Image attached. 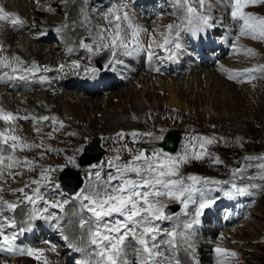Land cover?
<instances>
[{"label":"rangeland","instance_id":"obj_1","mask_svg":"<svg viewBox=\"0 0 264 264\" xmlns=\"http://www.w3.org/2000/svg\"><path fill=\"white\" fill-rule=\"evenodd\" d=\"M0 2H7V0H0ZM123 2L127 4V11L134 17V22L136 24L141 26L142 24L139 22H148L147 24L144 23L145 27L143 25L142 27L146 28L148 33L154 35L157 42L162 43L163 38L161 35H159V33H163L166 30L167 25L178 22L177 17L172 14V0H123ZM27 3H32V5L35 6L38 4V0H10V4H13V6L17 8L19 6V9ZM53 3L54 8L47 6V11H49V7L54 9V11H49V13L36 11L35 15L30 17L33 13V8H31L29 12L31 15H28L27 18L29 20L32 19L35 22L38 21L37 23H40V25H46L47 20H51L53 23H55V27H49L50 30L45 28L41 30L42 25H34L31 27L28 26L29 28L26 27L28 30L24 31L23 33H25L27 36V46L33 44L35 40H33V35L30 34L31 30L33 32L37 31L41 34L43 39H38V41L36 40V45L38 43L39 45L48 47L52 46L53 48L55 46V52L56 54H59L57 56H63L65 53L67 54L68 51L65 50L64 52L61 49V46L69 48L72 47L73 44L69 39L61 40V38H59L58 32L56 31L58 28L64 26V22L61 20V18L64 17L65 19L67 17V4L64 3V0H54ZM120 3L121 0H89V8L96 9V12L93 13V16L96 19L92 20V26L95 23L100 26H106V21L102 19L103 14L106 13L107 10L113 5H119ZM38 7H40L39 4ZM244 11L257 17H264V4L250 5L245 8ZM11 13L18 15L23 21V25H25L24 23L26 20L22 19L18 12ZM211 14L216 18L217 21V26L210 30L212 33V38L209 37L211 44L204 45L205 41L203 38H201L200 34H198L196 37H193L190 34H184L183 43L185 45L186 51L182 55L183 63L180 64L181 68L178 67L177 70L173 68L166 69L161 67L160 70L164 71L157 72L156 69H158L157 67L159 65L154 67L156 66L153 65L154 59L156 63L159 60H163L164 62L168 56V53L158 48L156 43L151 41L149 35H142L141 40L143 41L145 47H147L149 43H152V47L155 50L154 56L157 57H152V59L149 60L147 58L146 52H141L138 54V56L143 58L144 63L147 62L146 64L153 65L152 67L155 71L153 72L151 69L150 71L146 70V72L141 71L138 72L136 76L131 77L129 76L128 71H123L121 75L123 78L119 75L117 76L118 78H113L117 80L118 85H116L117 87L115 86L114 88H110L108 82L105 83V81H102L101 87L96 88V86L91 85L93 86L92 88L94 91L92 90L91 86L90 88L85 86L86 88L82 89L81 86L85 85L87 79L81 78L83 75L87 74L86 72L73 68L68 71L60 72L58 71L59 65L66 63L67 60H58L56 62L57 64H55L54 58L47 55H45V57L43 56L41 60H31L22 66V68H31L33 64H36L41 68V70L36 73L37 75L45 72L47 75L55 74L56 77L61 76L62 78H65V80L69 77V74L78 73L75 76L76 79H80V81L83 80L80 85H78L79 87L70 86L67 87V91L64 92L62 90L63 86L57 87L56 84H54V87L50 88L53 85L51 83H57L58 78H56V80L55 77H52L44 81L42 75L36 76L34 78L32 77L31 73L25 75L26 71H24L22 74L28 78L26 80H20L15 78L16 76H19V74H13L11 72V68H15L14 66L11 64L10 68H4L0 66V76L7 73V76L13 77L14 79H12L18 83L17 87L20 89L18 93H22V91L25 93H43L49 91L50 89L51 94H55V91H57L60 96H57L53 103L47 105L48 107L45 109V114L49 117H56L58 120L63 121L65 125L63 128H59L58 124L53 126L51 121L40 125V134H35L31 139L33 142L28 143L40 144L41 141H43L44 148L24 151L18 150L16 152L17 156L27 157L28 159L35 160L37 165L35 171L25 172L24 175L18 177L17 179L0 185L4 189L2 193L0 192V196H3L4 199L10 202H16L19 197L18 195L12 194V190L10 189L12 184L24 187V185L30 180L40 179L39 173L43 168L48 166L56 168L64 165L66 163L67 157L75 155L76 149L82 143H85V138H87L89 143L93 137H101V146L105 149V153L100 160H106L118 154L121 156L122 160L127 161L131 159V155L126 150H124L123 146L127 145L129 148L137 150L143 148L142 145L148 138L144 136H138L137 140L139 142L133 143L132 138V142L128 143L127 141L131 139L129 135H125L126 137L124 136L125 138L123 140L117 136V134L121 132L130 134L132 132L144 133L151 131L153 133L159 134V130L161 128L165 129L166 131L168 129H175L177 131L178 137L181 136V141L177 150L172 154L181 153L184 150L185 143L188 142L191 136L215 137L219 142L207 146V152L213 157L219 156L223 163L214 164L212 159L206 157L203 161H192L181 166L180 168V176L184 178H187L189 175H193L207 177L212 180L229 182L228 184L210 186L213 191L220 193L219 197H216L214 193L212 195L210 192L207 193V196L214 198L216 202L211 208H209L212 210L206 209L202 215V218H204L205 221L200 218L199 225L201 227L196 228L195 242H197L196 238L198 237L204 242L205 245L209 246V251L205 260L201 259V254L197 255V257L200 261V264H264V181L258 179L260 170L255 167L256 164L264 161H248L245 159V157L248 156H264V71L258 70L261 66H264V39H253L250 35H240L242 21H234L230 15V8L219 4L217 0H212ZM218 20H220V22H218ZM7 22L9 21H6L5 24ZM189 36L192 39H188ZM222 42H225V44ZM18 45L19 44L16 43L13 46L15 47ZM20 45H22V43H20ZM0 46H2L1 38ZM32 46H34V44ZM7 47L10 48V45ZM249 49L251 50V53H249ZM240 50H243V52H239ZM1 53L2 52H0V59L3 58ZM82 53L83 54H81L80 51H76L73 53L74 55H69L67 58L79 61L76 63H78L80 66L86 67L85 71L93 67L99 68V66L96 64L97 56H91L84 48H82ZM213 54L214 56H212ZM229 57L230 61L225 63L224 61L229 59ZM207 61L210 62V64ZM58 63L60 64L58 65ZM127 63H129V65L133 68L138 65V63L133 60ZM73 64H71V66ZM193 64H196L197 67L193 68ZM190 65L191 69L188 68ZM45 68L52 69V71H44ZM210 70L215 72L217 70L222 71L223 74H221L222 76L226 77V80H219L218 82L210 81L208 84L202 83L198 86L192 83V77H195L199 73L201 74V72H212ZM147 72L148 75L146 74ZM98 74L103 75L107 79L112 78V74H110L108 71H102ZM229 76H234L236 78L229 79ZM71 79H73V77ZM146 79H150V81L147 83L146 92L144 93L143 98L140 93H137L134 95L130 103L136 106L152 105L155 108V111L145 114L141 119L138 116H134L132 119L125 121H122L121 119V122H118L115 125H105L104 121L106 116L110 117L106 114H109L111 108H114L113 111L116 110L121 112L122 110H126L130 107V103L121 100L118 98V96L123 94L126 89L133 88L134 86H138V88L142 90L144 87L143 82L146 81ZM24 83L27 84L25 85ZM161 83L163 84V87H161ZM31 84L34 86H31ZM170 84H172V90L175 92L174 95H176V98L179 102L178 106H175L169 102L170 92L168 91V87ZM221 85L222 87H220ZM35 86H38V88H33ZM26 88L29 89L27 90ZM96 89L98 91H95ZM102 89H104V91ZM88 90L89 92L96 94L89 95ZM110 91L112 92L109 93ZM67 92L74 94L77 93V97H80L79 95L81 94L82 96H85L84 99L89 97V99H87L89 102H91V98H93V101H109L111 104L109 105L108 109L102 107L100 109V106H96L97 109L96 107H91L86 110L79 109L78 112L71 108V105L66 104V100L69 98ZM80 100L81 99L78 98L77 101L79 102ZM0 108L5 109L6 111H11L10 108H8L6 105H3L2 103H0ZM59 109L64 111L65 116H63L62 113L58 111ZM205 111H207V113H204ZM95 118V125L91 128H87L86 125L89 120ZM23 121L26 120L22 119V122ZM72 125L73 127H81L75 129L72 127ZM0 127H3V130L5 128L14 129L12 134L15 135L21 133L26 135V132H36L34 131L33 122H23L20 125V123H18L16 120L12 125H6L3 121H1ZM35 127H37V125H35ZM53 127L59 128V130L53 132ZM43 131L47 133H44ZM48 133H52L54 138L50 139L47 135ZM69 133H75V135H69ZM48 147H51L54 149V151H45L44 158L40 159L41 152ZM117 149L120 151L117 152ZM199 150L198 144L195 149H189L190 152ZM249 164H251L252 167H246ZM237 168H246L242 174V177L233 176V171ZM80 171L84 178V183L82 185L83 187L88 181L85 178L84 171ZM60 173V171L51 173L54 181L57 183H60ZM235 177L237 178L236 180H234ZM249 177L256 178L250 180L248 179ZM188 183L191 182L188 181ZM232 183H236L241 187L249 184H255L257 187H249L247 195L226 198L225 192L231 189ZM62 190H64L63 187ZM54 191V189L48 190L45 198L53 200L54 202ZM197 195L198 194H196V196ZM160 199L168 204L174 203L167 201V198L165 197H161ZM180 207L182 206L180 205ZM195 207L196 205H190L189 215H181L179 220H176L174 217L173 220L159 222L161 228L170 230L177 222H181V226L183 222L191 219ZM72 208L78 209V203L70 201V203L65 206V211L63 213L73 210ZM19 210L20 209L17 211ZM54 211L57 215L61 213L58 209H49V212ZM178 212H180V210ZM63 213L60 214L59 222L63 220ZM5 215L13 217L16 215V213H7ZM82 215L86 217L88 214L84 213ZM14 218L17 219L18 217L14 216ZM24 220L25 218H23V221ZM35 222L37 221L32 222L33 227L35 225L33 223ZM63 225L64 224H62V226ZM21 226L27 227L28 224H20L16 229L6 230L9 234L13 231L18 233V230ZM206 229H211L212 231H208ZM26 233L19 235V238L16 241L19 244V247L27 248L37 246L38 248V246L45 245V243H42L36 237V234H39L40 232L36 231L34 233V238L25 236ZM57 233L58 235L61 234V232ZM46 234L47 233H44L42 236L47 238ZM50 236L48 237L49 241H52V243L58 245V258H64L63 264H76V261L87 258L95 259L94 256H88L82 252H78V256L80 257L77 258L75 255L69 253L72 249L66 247L65 241H60L62 238H59L58 244V238L55 237L56 235H54L52 238ZM161 239H166V237L162 234ZM45 240L46 239H43L42 241ZM84 243H86V241H83V244ZM133 244L136 246L135 242H133ZM78 246L82 247V244L78 243ZM89 246L90 245H88V247ZM218 246L227 249L229 252H235L236 255L218 258L217 254L214 252V249ZM93 247L94 246H90L88 250L91 251ZM160 252L165 257L169 255L166 245H161ZM181 252L182 251H180L178 255ZM198 252L199 251H197V253ZM72 253L75 254L77 252L72 250ZM0 256L7 259L14 258L17 259V261H24L25 258H29L27 255H9L7 253H0ZM179 256L183 261V264L191 263L189 259L187 260L186 258H183L182 255ZM43 260L44 258L42 257L40 260L34 259L33 261H30L31 263L27 262V264H43ZM131 260H136L135 254L132 255ZM165 262L168 264L167 260Z\"/></svg>","mask_w":264,"mask_h":264},{"label":"snow or ice","instance_id":"obj_2","mask_svg":"<svg viewBox=\"0 0 264 264\" xmlns=\"http://www.w3.org/2000/svg\"><path fill=\"white\" fill-rule=\"evenodd\" d=\"M217 2L230 8V15L234 21H242L240 35H250L253 39H264V17H257L244 11L250 5L264 4V0H217ZM64 3H75V0H64ZM88 3L89 0H81L78 18L56 31L74 30L81 26L88 30L93 42L88 44L82 40L81 47L86 49L91 56L103 57L105 60L99 68L93 67L86 70L92 75L102 71H116L117 66L124 65L121 57H132L146 52L147 58L151 60L155 55V50L152 43L145 47L141 40L144 34L149 35L158 48L168 53L167 58L173 60L186 51L183 43L184 34L196 37L198 34L209 33L217 26L216 18L211 14L212 0H172V14L177 17L178 22L167 25L166 30L159 33L163 38L160 43L156 41L154 35L148 33L146 28L134 22V17L127 11V4L123 0L103 14L102 19L106 21V26L89 27L92 25V18L88 12ZM48 10L54 11L51 7ZM0 21H10L13 26L23 25L18 15L7 12L2 6H0ZM248 51L251 53L250 49ZM14 59L22 63L19 57ZM0 66L11 67L6 59H0ZM80 67L78 63L72 65L73 69ZM64 68L65 65L61 64L58 71L63 72ZM156 70L159 71V69ZM258 70L264 71V66ZM17 71V68H11L13 74ZM25 71L35 74L40 69L33 64ZM44 71H52V69L45 68ZM7 75L6 73L5 76ZM15 78L26 80L28 77L21 74ZM235 78L229 76V79ZM20 119L31 120L37 134H40L41 128L35 125H43L45 122L51 121L53 126L58 124L59 128L65 126L63 121L56 117L19 116L0 108V121L6 125H12ZM59 128L53 127V132L58 131ZM165 131L161 128L159 134L151 131L130 133L133 143L139 142L138 136H144L148 138L145 143L150 147L133 150L124 145V150L131 155V159L127 161L122 160L118 154L106 160H95L89 155L91 149L85 138V143L76 149L75 155L67 157L64 165L56 168L45 167L39 173L40 179L30 180L24 187L13 189L12 194L19 197L16 202H10L0 196V253L27 255L37 260L43 257V264H49L44 256V249L24 248L16 244L19 235L33 230L32 221L45 220L56 221V228L61 231V238L65 241L66 247L95 257V259L78 260L76 264H161L162 259L167 260L168 264H183L178 255L180 251L187 255L191 264H200L196 252L195 226L200 224V217L205 210L211 208L216 202L214 198L207 196L211 190L210 186L229 182L193 175L184 178L180 176V168L192 161H203L206 157L212 159L214 164L223 163L219 156L213 157L207 152V146L219 141L215 137L191 136L181 153L172 154L162 147L154 146L156 142L166 140ZM13 132L12 128L0 131V185L17 179L25 172L35 171L36 161L17 156L18 150L44 148L43 141L40 144L28 143L20 136L12 134ZM47 135L50 139L54 138L52 133ZM69 135H75V133H69ZM117 136L123 140L125 133H118ZM197 144L200 150L190 152L189 149H195ZM45 151L51 152L54 149L51 147L44 149L40 154V159L44 158ZM245 159L264 161V156H248ZM246 167H252V165L249 164ZM255 167L260 170L258 179L264 181V162L256 164ZM66 168L84 171L88 181L72 195L62 190L61 184L55 182L51 175L57 171L63 172ZM245 170L246 168H237L233 171V176L242 177ZM255 178L249 177L248 179ZM249 187L256 188L257 185L249 184L241 187L232 183L231 189L226 191L225 195L229 198L244 196L248 194ZM50 189L55 190L53 192L54 202L45 198ZM3 191V187H0V192ZM196 194H199V200L194 198ZM161 197L181 205L180 212L169 213L168 203L163 202ZM70 201L78 203L76 214L81 216L79 220L81 232L78 239L86 240L88 245L94 246L91 251L74 244L67 235H63L59 217L55 212H49V209H58L63 213ZM190 205H196V207L191 219L183 222L182 228L179 224H174L170 230L161 228L159 222L173 220L174 217L179 220L181 215L188 216ZM18 209L27 215L28 226H21L18 233L13 231L9 234L6 229H16L17 220L14 216L5 215V212L15 214ZM82 213H87V217ZM162 234L166 239H161ZM42 243L50 245L49 251H57V244L48 240ZM161 245L167 246L168 256L165 257L160 252ZM214 252L218 258L236 255L235 252H229L219 246L214 249ZM130 253H135V261L129 259Z\"/></svg>","mask_w":264,"mask_h":264},{"label":"bare ground","instance_id":"obj_3","mask_svg":"<svg viewBox=\"0 0 264 264\" xmlns=\"http://www.w3.org/2000/svg\"><path fill=\"white\" fill-rule=\"evenodd\" d=\"M18 1H23V0H18ZM53 2H54V0H38V4L40 5V7H38V4L35 5V6H33L32 3H27L25 5L20 4V5H23L22 7H20V9H19V6L17 8V7H14L13 4L11 5L10 4V0H7V2H0L1 6L4 7V9L7 12H9V13H11V12H18L19 15L22 17V19L26 20V22L24 23L25 25H22V26L21 25L13 26L10 21L7 22L8 24L7 23L5 24L6 21H0V30H1L0 31V38H1V45H2V50L0 52H2L1 53V55L3 57L2 59H6V61L9 64H11L15 68H17L18 71L16 73L19 74V75H21L25 71V69H23L22 66H24L26 63L30 62L33 59L41 60V58L43 56L45 57V55L50 56V57H53L54 60H55V64H57L56 62L58 60H64V59H66L67 62L64 63L63 65H65L64 71H68V70H70L72 68L71 64L76 63V62H79V61H75V60H72L71 58L69 59L67 57L69 55H71V56L74 55L73 53L76 52V51H80V53L83 54L82 53V48L83 47H81V41L82 40H83L84 43H88V44H91L92 41H93V38L90 37L89 34H88V30L86 28H84L83 26H81V27L75 28L74 30L73 29H64V31L58 32L59 38H61V40L69 39L73 43L72 44V47H69V48L64 47V46H61V49L64 52H65V50L68 51V53L67 54L65 53V55H63V56H57L59 54H56V52H55L56 50L54 49L55 46L53 48L52 46L48 47V46H44V45H39L38 43L36 45V42H35L36 40L38 41V39H43L42 36H41V34L39 32H37V31L36 32H33L31 30V33H30V34L33 35V40L35 39L34 42H33L34 46H32L33 44L27 46V44H26V43H28L27 42L28 40L26 41L27 36L23 32L26 31V30H28V28H29L28 26L31 27V26H34V25H36V26L37 25H39V26L42 25V24L40 25V23H37L38 21L35 22L32 19H31L32 20L31 21V20H29L27 18L28 15L29 16L31 15V14H29L30 9L33 8V13H32V16H30V17H33V15H35L36 11H41V12L43 11V12H48L49 13V11H47V6L53 7V5H54ZM66 7H67V10H66L67 17L65 16L66 17L65 19H64V17L61 18V20H63V22H64V25L65 24H71V21L76 20L78 18L79 11H80V7H81V0H75V3H68ZM88 12L91 14L92 20L93 19H96L93 16L94 15L93 13L96 12V9L89 8V5H88ZM225 15H226V13H225ZM69 17H70V19H69ZM218 22H220V20H218ZM139 23H141L144 26L145 25L144 23H146V21H142V22H139ZM95 24L93 26H95ZM39 26H38V28H39ZM52 26L55 27V23H53V21H51V20H47L46 25L45 24L42 25L41 30L44 29V28L50 30V28ZM93 26L92 25H89V27H93ZM26 27H28V28H26ZM35 27H32V28H35ZM60 28H62V27H60ZM200 36L205 41L204 42V45H208V44L210 45L211 44V41H209V39L212 38V33L211 32H209L207 34H202V35L200 34ZM16 43H18L19 45L14 47L13 45H15ZM20 43H22V45H20ZM222 43L225 44V42H222ZM8 45H10V48L7 47ZM241 51L243 52V50H240L239 52H241ZM212 56H214V54ZM15 57H19V61H21L22 63L16 61L14 59ZM121 59L124 60V65H119V66H117L116 71L110 72V74H112V78H108V79L105 78L103 75H99L98 73L96 75H92L88 71H85L86 67L81 66L79 69L80 70H83L84 72L87 73V74L83 75V77L81 78V79H87L86 83L84 81L85 85H82L81 88L82 89H84L86 87L87 88L88 87L90 88L91 85L96 86V88L97 87H101L102 86V81H105V83L108 82V85L110 86V88L111 87L114 88L117 85V80L116 79H113V78L114 77H117L118 75L121 76L123 71H128L129 72V76L131 77V76H136V74L138 72H141V71L146 72V70L150 71V69H151V68H148L149 67V64H146L147 62L144 63L143 58L142 57L140 58L138 55H134L132 57H121ZM132 60L138 63V65L136 67H134V68L132 66H130L129 63H127V62H131ZM227 61H230V57H229V59L225 60L224 62L227 63ZM181 63H183L182 62V55H180L177 59H173V60H170V59L166 58L164 62H163V60H161V61L159 60L156 63V67L159 65L157 67L159 69H161V67H162V68H166V69L173 68V69H176L177 70L178 67L181 68V65H180ZM221 63H223V62H221ZM48 64H50V63H48ZM59 64L60 63H58V65ZM153 65H155V64L153 63ZM196 67H197V65L196 64H193V68H196ZM188 68L191 69V65ZM222 69H224V68H222ZM210 71H212V72H208V71L206 73H202L201 72V74L199 73L195 77H192V80H191L192 83L193 84H196L198 86V85H200L202 83L208 84L210 81L218 82L219 80L220 81L226 80V77L222 76V74H223L222 71H218V70L216 72L213 71V70H210ZM26 74H28V72H25V75ZM77 74L78 73H74V74L71 73V74H69V77L67 78L69 80L66 79L67 81L65 80V78H62L61 76L60 77L59 76L56 77L55 74H52V75L51 74H48L47 75L45 72H43L40 75H42V78H43L44 81H46V80H48V79H50L52 77H55V79L58 78V80L56 79L57 80V83H51L53 85L50 88H53L54 87V84H56L57 87L63 86L62 90L64 92H66L67 91L66 90L67 87H70V86H73V87L74 86H77V87H79L78 85H80V83L83 81V80L80 81V79H76L75 76ZM146 74L148 75V72ZM31 75L34 78L36 76H40V75H37L36 73L35 74H31ZM0 77H3V79H0V103H2L3 105H6L8 108L11 109V111L13 113L18 114L19 116H22V115H24V116L25 115L35 116V117L46 116L45 109L48 107L47 105L53 103L54 100L56 99V97L57 96L58 97L60 96V94L57 91H55L56 92L55 94H51V90L50 89H49V91H46V92H43V93H41V92L40 93H36V92L35 93L26 92L25 93L23 91H22V93H18L20 89H18V87H17L18 86V83L13 80L14 78L13 79L12 78L9 79L8 78L9 76H5V75H2ZM72 77H73V79H71ZM150 77H152V76H150ZM30 80H32V79H30ZM32 81H35V80H32ZM149 81H150V79H146V81L143 82L144 83V87H143L142 90L140 88H138V86H136V87L134 86L133 88L126 89L123 94H121V95L118 96V98H120L121 100H123V101H125L127 103H130L131 100H132V98L134 97V95H136L137 93H140L142 95V98H143V95L146 92L147 83H149ZM33 84H35V83H33ZM33 84H31V86H34ZM19 87H20V85H19ZM161 87H163V84L162 83H161ZM220 87H222V85ZM33 88H38V86H35ZM33 88H31V89H33ZM151 91H156V90H151ZM168 91L170 92V101L169 102L171 104L175 105V106H178L179 102H178V100L176 98V95H174L175 92H173V90H172V84L169 85ZM88 92H89V90H88ZM111 92L112 91H110L109 93H111ZM67 93L69 95V98L66 100V104L71 105L72 106L71 108H73L76 111H78L79 109L86 110V109H89L91 107H94L95 108L96 106L97 107L100 106V109H101V107L108 109L109 105L111 104V102H109V101H107V102H105V101L100 102L99 100L93 101V98H91L92 100H91V102H89L87 100V99H89V97L86 98V99H84L85 96H82L81 94L79 95L80 97H77V95H78L77 93L76 94L69 93V92H67ZM90 93L91 92H89V95H95L96 94V93H91V94ZM78 98L81 99L79 102L77 101ZM129 105H130V107L128 109L122 110L121 112L120 111H116V110H115L116 111L115 112V111H113L114 108H111V111L109 110L110 111L109 114L106 112L107 113L106 115H109L110 117H107L106 116L105 121H104V124L105 125H110V124H114L115 125L116 123L121 122L120 121L121 119H122V121H125V120L132 119L134 116H138L141 119V118H143V116L145 114H149V113H152V112L155 111V108L152 105H149V106L148 105H143V106L142 105L141 106L140 105H137L136 106V105H134L132 103H130ZM97 107H96V109H97ZM58 111H60L62 113V115L65 116V113H64L63 110L59 109ZM207 111H205L204 113H207ZM51 112H53V111H51ZM104 115H105V113H104ZM17 121H18V123H20V125L23 122H26V123L32 122L31 120H26V121H23L22 122V119L17 120ZM95 121H96V118L89 120V122L87 123L86 127L87 128L93 127L95 125V123H96ZM45 123H47V122H45ZM0 125H1V121H0ZM27 125H29V124H27ZM73 125H72V127H73ZM37 127H41V126L40 125H37ZM79 127H81V126H79ZM79 127L74 126L73 128L76 129V128H79ZM20 129H21V127H20ZM0 131H3V127L2 128L0 127ZM44 133H47V132H44ZM23 134L22 133L21 134H18V136H21V138L24 141H26V142H33V141H31V139L37 133L36 132L35 133H33V132H30V133L26 132V135H23ZM170 140L171 139L168 138L165 141H162L160 146L164 150H170V144L169 143L172 142V141L169 142ZM92 149H96V146L94 145V147H92ZM5 188H6V186H5ZM18 188H22V187L21 186H16L14 184H12L10 186V189L11 190L18 189ZM72 209L73 210H70L69 212H65V213L62 214L64 216L63 217V220H61L59 222L60 223V226L62 228V232H63L64 235H67L71 241L75 242V244H78V243L79 244H82V247H85V248L88 249V248H90V246L88 247L87 241L85 240L86 243L83 244V241H81V240L78 239V237L80 235V232H81V229L79 228V220H80L81 216L76 214L77 208H72ZM7 213H9V212H5V214H7ZM14 216L15 217H18L17 219L15 218L16 220H18L17 226H19L20 224L21 225L22 224H24V225H27L28 224V220H27L28 218H27V215L25 214L24 211L19 210V211L16 212V215H14ZM23 218H25L24 221H23ZM66 219H67V221H66ZM180 223L181 222H177L176 224H179L180 225ZM33 224H35L34 227H33V230L27 232L25 236L34 238V236H35L34 233L36 231L37 232L45 233L46 230H47L46 237H48V233H50V235H51L50 237L52 238V237H54V235H58L57 232H61V231H58L57 230L56 223L54 224L53 221L39 220V221H37V222H35ZM62 224H64V225L62 226ZM181 227H182V225H181ZM85 231H86V229H85ZM196 239H197V242H195L196 243V252L199 251L197 253V255H200L201 254L202 255L201 259H204L205 260L206 257L208 256L209 246L208 245H205L204 242L202 240H200L198 237ZM49 247H50L49 244L48 245L45 244V245H42V246H38V248L45 250L44 254H45V257L47 258V260L49 261V264H63V259L64 258L63 259L62 258L59 259L58 258L59 253H57L58 251H56V252L49 251L48 250ZM31 248L38 249L37 246L36 247L33 246ZM133 254H135V253H130L129 259H132V255ZM179 255H182L183 258H186L188 260L187 256L185 255V253L183 251ZM33 260H34L33 257L25 258L24 261H21V260L17 261V259H14V258L13 259L12 258L11 259L10 258L7 259V258H4V257H1L0 256V264H20V263L22 264V262H23V264H27V262L31 263L30 261H33ZM41 263H42V261H41ZM204 264H206V263H204Z\"/></svg>","mask_w":264,"mask_h":264},{"label":"water","instance_id":"obj_4","mask_svg":"<svg viewBox=\"0 0 264 264\" xmlns=\"http://www.w3.org/2000/svg\"><path fill=\"white\" fill-rule=\"evenodd\" d=\"M166 139H168V138H170L171 140L170 141H172V144H176V141H178V139H179V137H178V135H177V131L175 130V129H169L168 131H167V133H166ZM178 138V139H177ZM94 141V143L92 142V143H90L89 144V147H90V149H91V151L89 152V155L91 156V157H93L95 160H98V159H100V157H101V149L99 148V146H98V139L96 138V139H94L93 140ZM94 144H95V146H96V149H92V147H94ZM99 148V149H98ZM66 174V175H65ZM64 175L65 176H67V177H72V178H74L75 180H76V182L73 184V181L72 180H68V181H66L67 183H68V185H70V189H74V188H76L78 185H80L81 184V176L78 174H74V173H71V172H68V171H66V173H65ZM70 174V175H69ZM77 175V176H76ZM76 176V177H75ZM67 177H65V179L67 178ZM64 178V177H63Z\"/></svg>","mask_w":264,"mask_h":264}]
</instances>
